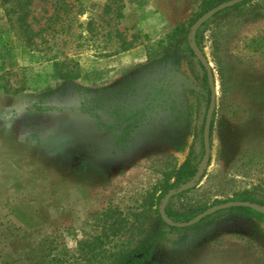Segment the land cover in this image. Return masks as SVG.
Masks as SVG:
<instances>
[{
  "label": "rangeland",
  "instance_id": "1",
  "mask_svg": "<svg viewBox=\"0 0 264 264\" xmlns=\"http://www.w3.org/2000/svg\"><path fill=\"white\" fill-rule=\"evenodd\" d=\"M115 1L110 22L97 18L107 0H81L78 22L94 18L98 34L74 28L64 44L37 52L23 44L0 0V264H110L84 255L147 252L157 226L151 204L185 161L198 167L203 158L210 92L207 101L205 70L176 30L223 3ZM262 2L199 27L195 45L216 90L210 159L199 182L164 208L195 217L242 196L264 202V3L255 8ZM51 14V4L33 0L32 29ZM112 25L131 42L127 51L108 34ZM77 45L80 78L53 79L52 54ZM108 211L124 222L106 238ZM218 212L178 227L143 264H264V222Z\"/></svg>",
  "mask_w": 264,
  "mask_h": 264
},
{
  "label": "trees",
  "instance_id": "2",
  "mask_svg": "<svg viewBox=\"0 0 264 264\" xmlns=\"http://www.w3.org/2000/svg\"><path fill=\"white\" fill-rule=\"evenodd\" d=\"M3 5L5 6V13L8 18V21H10L13 25H15L17 33H19V37L21 38L23 44L30 49L31 51H37L41 52V48L44 46H48V49L52 48L53 46L57 45L58 41L60 40L62 44L65 43L63 40L67 36H74V28H82L84 26L83 31H85L86 36L90 35L92 37H95L98 34V28L102 29V26L100 24L96 25L94 18L88 17L86 18V21L78 22V19L81 18L85 14V9L81 3V0H41L47 4H51L52 8V14L49 18L45 21V26L42 28H39L37 31H34L31 27V24L29 23L28 19L31 14V6L33 4V0H1ZM107 4L103 7L102 13L100 17L103 20H108L110 22H113L117 17L113 16L116 11V1L115 0H107ZM230 0H221L220 3H226ZM257 0H246L243 1L237 5H234L232 7L226 8L225 10L218 12L214 15V17L220 15V14H226L229 11H238L239 9L246 7L247 5H250L252 2ZM257 5L255 8L257 11L261 9L262 5ZM214 6H211L207 8L208 9L213 8ZM202 14L196 16L189 26L183 31V30H176V32L184 33V40L186 44V50L192 55L193 51L190 47V35H191V29L193 25L198 21L199 17ZM76 24V27H73ZM207 24V23H206ZM206 24H202L201 26H205ZM73 30V31H72ZM183 31V32H182ZM108 34L116 44L118 45L119 51H127L131 48L132 44L130 41H127V39L123 36V34L116 28L115 25L111 26V29L109 30ZM78 38H82V35L79 33L77 34ZM85 38V37H84ZM200 40V30L198 29L194 36V42L196 45H199ZM213 40V58L216 61L217 60V52H219L220 47L222 46V43H220V39L218 34L212 36ZM81 46H72L68 53L66 52H55L50 57L51 65H52V78L57 81H63V82H74L78 80L81 76V70L78 61L74 60L72 57L77 54V49ZM51 50V49H50ZM202 68V67H201ZM220 74V82L221 79V72ZM204 85H205V94L207 95V101L209 98V88H208V82L206 79V76H204ZM223 89V84H221ZM222 93L224 91L222 90ZM213 127V121L210 126V132ZM202 144V141H201ZM197 172V165L191 164L189 160L185 161L177 171L174 172V182L172 184H166L163 186V188L160 191V194L154 199L153 204H151L150 209L152 211L153 216H155V223L156 227L154 228V231L152 233L151 238V246L147 250V252H143V247L138 248V250L134 253H128L121 251L115 252L112 250H103L100 252V254H92L94 248H90V253H87L84 255V257L90 256L94 258L96 255L101 256V258L105 261H110V264H143L145 261L150 260V256L153 251V247L159 243L163 238H165L169 234H177L181 229H179L177 226H169L165 222L162 221L160 216V209L162 205V201L168 194L170 190L177 189L180 185H183L187 182H189L196 174ZM234 202H246L250 204H254L260 208L261 211H264V202L252 197V196H242L235 200ZM208 208L201 207L197 214L202 213L203 211H206ZM228 212L241 214L246 217H250L255 219L258 222H264V213L261 211H257L255 209H251L248 207H234L227 209ZM164 213L166 217L172 221L173 223H185L193 219L194 216H190L187 214L179 213L173 209H171L169 206H166L164 208ZM220 212H215L213 215L218 214ZM120 214H118L116 211H108L104 215L103 220V228L107 232L104 235L106 238L109 237H115L117 235L116 231L117 228L123 227L121 223L124 222V219L121 217H118ZM209 217H206L202 219L199 223H202L206 221ZM198 223V224H199ZM118 228V230H119ZM167 229V230H165ZM110 232V233H108ZM93 246V245H92ZM91 246V247H92Z\"/></svg>",
  "mask_w": 264,
  "mask_h": 264
},
{
  "label": "water",
  "instance_id": "3",
  "mask_svg": "<svg viewBox=\"0 0 264 264\" xmlns=\"http://www.w3.org/2000/svg\"><path fill=\"white\" fill-rule=\"evenodd\" d=\"M243 1H246V0H231L228 3H223V4L216 6L215 8H213L212 10H210L209 12H207L206 14L201 16L198 19V21L193 25V27L191 29L190 47L193 51V54L196 56V58L198 59V61L201 64V66L205 70L206 79H207V82H208V85L210 88V101H209L208 112H207L206 118H205V123H204V128H203V136H202L203 158H202L199 166L197 167V172H196L195 176L189 182H187L183 185H180L175 191L169 192L166 195V197L164 198V200L162 201V205H161V209H160V216H161L162 221L165 222L166 224H168L169 226H177L180 228H187L190 226H194V225L198 224L202 219L208 217L210 214H212L214 212L227 210L229 208H234V207H248L251 209H255L257 211H261L260 208L254 204H250V203H246V202L231 201V202H226L224 204L214 206V207L210 208L209 210H207L201 214H198L197 216H195L193 219H191L188 222L177 223V224L170 221L164 213L165 202L172 195L182 194V193L192 189L199 182V180L202 178V176L204 174L205 168L208 165L209 159H210L209 130H210V124H211V119H212V112L214 111L215 106H216V90H215V86H214V77H213L212 70H211L206 58L198 51V48L195 45V42H194L195 33L202 24H204L207 20H209L215 14L225 10L226 8L237 5ZM261 212L264 213V211H261Z\"/></svg>",
  "mask_w": 264,
  "mask_h": 264
}]
</instances>
